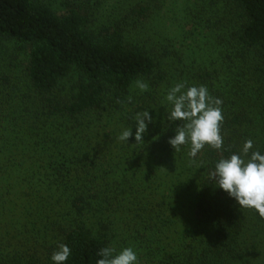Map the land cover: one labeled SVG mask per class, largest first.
Here are the masks:
<instances>
[{
    "label": "trees",
    "instance_id": "16d2710c",
    "mask_svg": "<svg viewBox=\"0 0 264 264\" xmlns=\"http://www.w3.org/2000/svg\"><path fill=\"white\" fill-rule=\"evenodd\" d=\"M224 1L241 12L233 37L243 48L237 49V54L247 57L245 71L253 85L234 87L227 96L220 90L210 95L223 102L220 150L206 145L193 162L188 156L190 144L181 146L177 161L186 163L185 179L190 181L188 186L196 188L197 196L191 207L182 210V199H175L177 203L172 205L171 212L163 209L161 212L179 216L181 221L192 217L191 224L184 222L181 229L166 231L165 220L153 221L156 210L148 192L139 200V209L131 210L133 216H123L122 223L112 214V210H125L119 198L124 189L119 175L128 176L131 170L137 176L143 169L141 177L151 178L154 170L150 159L161 161L174 156L175 150L168 140L184 121L167 119L172 109L170 104L160 123L148 124L144 142L136 143V127L132 130L133 135L124 144L130 153L121 156L131 159L130 165H117L116 172L113 164L111 171L106 169L109 159L97 162V173H88L90 178L85 184L86 189H91L98 182L100 171L104 168L111 171L101 196L100 192L77 190L71 194L68 191L66 199L72 210L66 214H71L73 219L58 225L39 201L31 205L32 209L28 206L29 216L34 218L32 223L28 220L22 225L23 232L22 226L16 227V232L5 222L0 227V264H54L51 256L60 244L71 249L64 264H96L103 258L97 254L99 250L112 248L115 232L126 235V239L132 235L139 246L145 247L144 254L138 256L140 264L236 263L237 253L243 250L246 233L243 228L247 221L250 217L261 222L264 219L254 209H241L235 198L216 185L210 173L222 158L240 154L249 139L253 141L249 157L252 151L264 155V0ZM102 2L62 0V11H58L52 0H0V40L13 41L22 55L17 63L18 75L0 73V214L8 209L4 204L7 195L19 194L24 180L31 185V179L37 178L45 186H51L49 190L62 183L57 181L67 176L64 174L68 165L76 159L75 153H69L66 147L70 140L90 137L87 130L95 128V121L88 120L91 113L107 108L123 111L126 104L133 105L141 98L131 92L136 80L152 77L156 86L165 77L159 71L161 62L157 54L134 35L135 27L150 15V3L129 5L125 10L120 9L116 17L102 20L96 15V8ZM72 72L79 74L73 92L67 96L56 93L61 79ZM257 103L263 104V111L258 116L254 113L252 118L251 105ZM257 118L261 121L257 124L261 126V135L255 140L251 125ZM84 155L92 164L93 157ZM112 180H116L115 186L109 183ZM143 183L147 185L146 179ZM88 196L99 197L96 200L105 205L95 206ZM61 199L57 198V202ZM48 204L54 202L48 199ZM91 212L96 217L94 222L90 220ZM39 221L44 231L39 228ZM49 227L51 230L56 227V231L48 234ZM40 232L42 239L36 237ZM154 241L158 244L152 245Z\"/></svg>",
    "mask_w": 264,
    "mask_h": 264
},
{
    "label": "rangeland",
    "instance_id": "374dc122",
    "mask_svg": "<svg viewBox=\"0 0 264 264\" xmlns=\"http://www.w3.org/2000/svg\"><path fill=\"white\" fill-rule=\"evenodd\" d=\"M61 2L62 0H52L54 8H57L58 11H62L63 8ZM138 2H149L151 11L150 15L142 20L141 25L135 27L134 35L139 40L138 42L147 45L157 54V58L161 62L159 71L165 76L164 79L159 84H155L156 86L153 85L152 77L140 79L149 85V90L143 93L133 84L132 95H139L141 98L133 105L126 104L123 111L107 108L91 113L88 120L95 121V128L87 130L90 137L70 140L66 147L69 153H75L76 159L68 165L64 174L67 176L61 181H57L62 183L55 184L54 189L49 190L51 186H45L37 178L31 179L33 182L31 185H28L25 180L21 182L19 194L13 192L7 195L4 204L8 209L0 214L2 218L0 227H3L5 222H9L8 226L10 225L17 232L16 227H21L28 220L32 223L34 216H29L27 209L28 206L32 209L31 205L35 206L39 201H42L45 211L50 213L51 219H54L58 225L73 219L71 214H66V211L70 213L72 210L66 199L68 191L71 194L77 190L89 191L88 193L91 194L100 192L98 194L101 196L106 190L107 177L114 165L116 170L117 165L128 166L131 163V159H121V156L130 152L125 149V142L118 140V136L128 127H131V130L135 129L136 121L132 118L139 111H149V114L154 118V123H149V125H154L156 121L160 123L164 113L168 110L166 106H169L170 109V103L165 100V96L168 89L176 83L185 82L186 88L206 86L210 95L214 90H220L225 96L229 95L228 91L234 87H239L242 84L247 87L253 85L252 79L245 71L247 57L237 54V49L243 48L236 43L233 32L239 26L241 12L233 5L224 0H103L102 4L96 8V15L102 20L116 17L120 9L125 10L129 5ZM21 57L22 55L18 52V47L13 41L0 40V73L18 75L20 66L17 63ZM199 78L200 80H196ZM78 81L79 74L72 72L69 76L61 79L56 93L62 96L70 95L74 90L73 85ZM259 85L260 83L256 84L257 87ZM148 93H151L153 97ZM248 106L250 105L247 104ZM251 106L253 107L252 118L254 113L258 116L260 111H263L262 103ZM259 122L261 121L258 118L253 119L251 125L252 133L254 136L256 135L255 140L261 135V126H257ZM130 124L133 125L129 126ZM92 148L97 153L93 152ZM178 153L180 152H175L170 159L165 157L161 161L150 159V165L154 170L151 178L141 177L144 173L143 169H140L137 176L131 170H129L128 176L118 174L124 187L123 195L119 198H121L122 206L125 207V210H112V214L118 222L122 223L123 216H133L131 210L139 209V200H142L144 192H148L149 200L156 210L153 212V221L165 220L166 231L179 230L182 228L181 223L183 226L184 222L191 224L190 218L192 217L182 218L181 221L179 216L174 214L167 216L166 214L171 212L172 205L177 203L173 200L182 199L183 210L185 207H191L192 201L197 196L196 188L193 185L188 186L190 181L185 179V174L188 173L183 170L186 163L183 160L182 163L177 161ZM84 154L93 157L92 164H89L88 158ZM109 159L111 160L109 161ZM105 160L109 161L106 164V169H111V171L104 168L103 171H100L95 186L86 189L85 183L90 178L88 173H97L99 171L97 162L101 163ZM138 166L141 165L138 163ZM144 179H146L147 185L143 183ZM109 183L115 186L116 180ZM28 186L31 188L26 190ZM59 197L62 199L57 202ZM98 198L88 196L95 206L97 203L105 205L102 201L96 200ZM48 199L52 200L54 205L48 204ZM189 200L190 202H188ZM114 202L117 204V197L114 198ZM161 209L166 213L161 212ZM137 213L139 215L140 211L138 210ZM94 219L96 217L91 212L90 220L94 222ZM38 224L41 231H44L42 222L39 221ZM30 226L33 230V226L31 224ZM55 228L51 230L49 227L48 234L54 233ZM243 229L246 232L242 243L243 250L237 253L238 259L235 264H264V222L250 217ZM23 230L22 226L21 232ZM168 234L174 236L172 232ZM42 236V232L36 234V237L40 239L43 238ZM131 236L126 239V235L115 232L116 240L112 243V248L115 249L114 255L128 247L134 250L137 257L144 254L145 247L139 246V243H136V240ZM156 244H158L156 241L152 243V245ZM138 264H140L139 258Z\"/></svg>",
    "mask_w": 264,
    "mask_h": 264
},
{
    "label": "clouds",
    "instance_id": "9594fccd",
    "mask_svg": "<svg viewBox=\"0 0 264 264\" xmlns=\"http://www.w3.org/2000/svg\"><path fill=\"white\" fill-rule=\"evenodd\" d=\"M135 87L141 93L149 90V85L143 80H136ZM185 82H178L168 89L165 100L172 105L167 116L169 121H184L175 129V136L168 143L179 152L182 145L190 144L188 156L194 158L207 145L215 150L223 147L221 126L222 100L210 96L206 86H190L186 90ZM131 102V97L128 98ZM136 121L135 141L141 143L148 130V124L154 123V118L148 110L136 112L132 118ZM147 121V123H146ZM133 135L131 127L118 136V140L128 142ZM253 141H245L240 154H232L230 158H222L210 173V178L230 197L235 198L241 209H254L264 219V155L252 151ZM247 158V159H246ZM114 248L105 247L97 253L103 257L96 264H138L137 254L131 247L124 248L119 254ZM71 255V249L66 244H60L54 251L51 260L54 264H64Z\"/></svg>",
    "mask_w": 264,
    "mask_h": 264
}]
</instances>
